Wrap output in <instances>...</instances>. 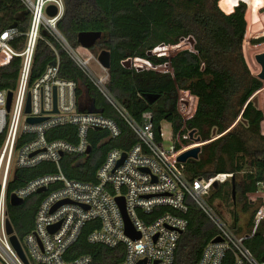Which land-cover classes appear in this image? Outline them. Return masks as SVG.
<instances>
[{"label": "trees", "instance_id": "1", "mask_svg": "<svg viewBox=\"0 0 264 264\" xmlns=\"http://www.w3.org/2000/svg\"><path fill=\"white\" fill-rule=\"evenodd\" d=\"M63 1L64 14L58 23L62 34L75 48L79 46V32L102 33L90 50L95 53L106 49L110 53L107 86L112 96L136 122H141L143 113L152 112L157 141L162 121L169 122L173 132L182 124V118L175 111L177 89L197 96L195 112L186 121L187 128L201 140L210 139L213 132L219 136L201 147L197 159H187L183 163V173L190 181L231 173V177L211 187L207 201L221 218L214 206L215 201L230 207L241 203L243 213L252 210L248 219L249 228H252L258 206L247 200L246 193L258 190L264 183V134L261 132L264 111L252 101L262 81L250 72L243 55L246 3L239 1L232 11L226 13L218 5L220 0ZM26 20V11L18 0H0V32L11 25L24 30ZM190 37L194 40L193 46L170 57L153 52L156 47L175 45ZM47 40L55 47L60 76L76 81L81 108L114 119L121 129V134L114 138L105 129L90 130L92 149L88 155L82 159L75 155L61 157V167L68 178L95 181L96 170L107 152L112 148L127 150L137 139L70 56L44 30L36 43L29 82L56 60L55 51ZM21 45L22 41H19L14 47L20 49ZM134 58L144 59L155 66L167 65L172 73L133 65L127 67L126 60ZM20 66V58L13 57L7 66L0 68V90L14 89ZM144 93L159 94V97L148 103ZM74 131L73 126H59L49 130L47 137L74 141ZM54 170L50 162H41L30 169L18 168L7 191L12 192L31 178ZM43 195L34 193L17 206L7 203L8 218L19 240L31 231L34 212ZM188 205L187 212L182 214L187 218L188 226L178 241L174 264H197L204 247L218 234L215 225L194 202L189 201ZM164 212L176 213L169 207H157L151 214H143L142 218L150 222ZM231 219L230 227L234 230L239 222L238 215L232 212ZM98 227V221H87L77 240L69 247L66 258L89 255V264L119 262L125 253L123 244L108 247L87 240L89 232ZM243 243L256 259L264 260V222ZM221 264H234L230 250L225 253Z\"/></svg>", "mask_w": 264, "mask_h": 264}, {"label": "built area", "instance_id": "2", "mask_svg": "<svg viewBox=\"0 0 264 264\" xmlns=\"http://www.w3.org/2000/svg\"><path fill=\"white\" fill-rule=\"evenodd\" d=\"M18 1L27 14L26 28L11 25L0 32V68L7 66L13 57H19L21 61L14 89L0 90V264H24L6 233L9 195L14 194L24 201L34 193L44 195L35 209L33 227L23 238L28 264H89V255L74 259H67L66 255L84 224L90 220L99 223V227L87 236L90 243L108 247L124 245V257L116 264H174L178 241L188 226V220L182 214L187 212L189 201L204 212L217 228L216 236L221 238L220 241L212 238L207 243L197 264H221L229 250L234 255V264H264V260L256 259L243 243L264 222V183L258 190L246 193L248 201L259 204L251 231L237 236L207 201L213 183L232 174L190 181L183 173L184 162L178 161L182 153L197 146L201 148L219 136L207 140L199 138V141L195 140V132L190 136L186 121L195 112L197 96L177 89L175 111L182 118V124L177 131H172L171 144L165 147L161 125L160 139L156 140L152 112L143 113L141 122H136L112 96L107 86L106 69L103 68L105 73L101 76L90 69L89 61L93 56L89 48L80 46L88 53L80 52L79 47H72L62 34L58 23L64 14L63 0ZM49 5L56 8L54 15L47 13ZM42 30L70 56L137 139L127 150L110 149L96 170L95 181L68 178L62 170L61 157L75 155L82 159L88 155L92 149L90 130L105 129L114 138L121 134V129L114 119L81 108L78 85L76 81L60 76L58 56L51 41L47 40V43L55 51L56 60L29 82L36 43ZM19 41L22 45L17 49L14 45ZM169 72L172 73L171 68ZM8 91L12 96L7 109ZM28 96L29 111L26 112ZM30 117L44 119L29 122ZM59 126H73L74 141L48 139L47 132ZM123 153L125 157L117 165ZM41 162L52 163L55 170L31 178L12 192L7 191L16 169L34 168ZM43 187L46 188L44 191L37 192ZM117 197L123 198L125 213L139 233L138 239L126 234ZM164 206L176 213L164 212L150 222L142 218L143 214L149 215L155 208Z\"/></svg>", "mask_w": 264, "mask_h": 264}, {"label": "rangeland", "instance_id": "3", "mask_svg": "<svg viewBox=\"0 0 264 264\" xmlns=\"http://www.w3.org/2000/svg\"><path fill=\"white\" fill-rule=\"evenodd\" d=\"M239 1L245 2L247 6L245 13L247 26H246L244 39L242 41L243 55L250 72L255 75L260 71V66L255 61L254 55L256 53H260L264 51V41H263L264 40V0H220L218 2V5L221 8V10H223L224 12H229ZM78 47L80 52L88 53V51L84 50L83 48H80V46ZM185 48H190L189 42H187L186 39L181 40L179 43L175 45H169L153 52L158 55H165L167 57H170L173 54H175L177 51ZM89 51L93 56L89 61L90 69L97 76L103 75L105 73V70L97 60V54L99 53L100 50H97L95 53L90 49ZM130 65H133L137 68L154 69L158 72L169 71L170 69L169 66H164V65H160L152 68L153 66L151 67V64H149L148 61L143 60L141 58H136L131 60ZM254 96L257 97V106L260 109L264 110V80H262V86ZM161 131L163 135L162 143L165 147H168V145L171 144V141L169 140L172 135L171 124L165 120L162 121ZM261 132L264 134V120L261 122ZM213 136L214 134H211V137ZM258 204L259 203H256V205ZM214 206L219 212V214L222 216V219H224L229 226L231 225L232 222L231 219L232 212L236 213L238 215L239 222L243 223V220L245 221L249 217L250 212L252 211L250 210V212L243 213L241 203H237L236 205L230 207L226 204H222L219 201H215ZM231 209L232 212H230ZM19 241L24 249V245H23L24 240L22 239Z\"/></svg>", "mask_w": 264, "mask_h": 264}, {"label": "water", "instance_id": "4", "mask_svg": "<svg viewBox=\"0 0 264 264\" xmlns=\"http://www.w3.org/2000/svg\"><path fill=\"white\" fill-rule=\"evenodd\" d=\"M47 13L49 15H54L56 13V8L53 5H49L47 7ZM102 33L100 31H82L79 32L77 34V42L79 46L85 47V48H91L93 47L96 42L101 38ZM187 42H189L190 48L193 46L194 40L190 37L188 39H186ZM255 61L259 64L260 66V71L255 74V77H257L258 79H260L261 81L264 80V51L260 52V53H256L254 55ZM97 60L99 62V64L106 70L109 69L110 67V53L108 50L106 49H101L99 51V53L97 54ZM131 60L128 59L125 62V65L127 67L130 66ZM167 66V65H166ZM11 96H12V92L8 91L7 93V102H6V108H9L10 105V101H11ZM143 97L145 98V100L148 103H152L154 100H156L159 97V94H151V93H144ZM252 101L254 102V104H257V97L253 96L252 97ZM29 111V96L27 98V104H26V112ZM44 118L43 117H37V118H28L27 120L29 122H40L42 121ZM194 131L192 130L190 132V136L192 137ZM214 134V132H213ZM196 141H199V137L195 138ZM201 148L200 147H194L184 153H182L179 157H178V161L179 162H185L187 159H197L199 156V152H200ZM90 151V146H88L87 148V152ZM125 157V153L122 154V158L119 160L117 165H120L122 163V160ZM217 181H215L213 183V185H217ZM46 188H40L38 189L37 192H41L44 191ZM232 195L233 198L235 197V191L234 188L232 189ZM120 209L122 211L123 217H124V227H125V232L127 235H129L132 239H138L140 237L139 233L137 231H135L125 213V209H124V201L122 197H117L116 198ZM23 203L22 199H19L17 197H15L14 194H10L9 195V204L13 205V206H17V205H21ZM60 203H58L57 205H59ZM56 205V206H57ZM55 206V207H56ZM6 233L9 235V241L12 244V246L14 247L15 251L17 252L18 256L20 257V259L24 262V264H28L26 256L24 254L23 248L21 246V243L18 239V237L16 236V234L14 233L13 227L10 223L9 220H6ZM221 238L219 236H215L213 241H220Z\"/></svg>", "mask_w": 264, "mask_h": 264}, {"label": "crops", "instance_id": "5", "mask_svg": "<svg viewBox=\"0 0 264 264\" xmlns=\"http://www.w3.org/2000/svg\"><path fill=\"white\" fill-rule=\"evenodd\" d=\"M231 11H232V9H231ZM230 12V11H229ZM226 13H228V12H226ZM161 48H164V47H156L155 49H154V52L156 51V50H159V49H161ZM134 59H136V58H134ZM144 60V59H143ZM149 63V62H148ZM149 64H151V63H149ZM153 66V67H152ZM156 66H158V65H156ZM155 65H153V64H151V67L152 68H154V67H156ZM160 66V65H159ZM250 202V201H249ZM250 203H252V202H250ZM252 204H254V203H252ZM256 204V203H255ZM258 206V205H257ZM256 206V207H257ZM248 219H249V217L244 221L243 220V223H241V222H238V224H237V227L234 229L235 230V234L237 235V236H243V235H246V234H248L251 230V228H249V225H248ZM238 228V229H237ZM233 230V231H234ZM238 230V231H237Z\"/></svg>", "mask_w": 264, "mask_h": 264}]
</instances>
